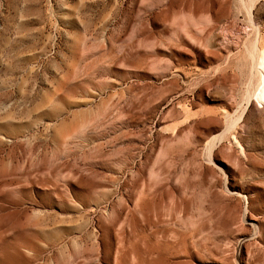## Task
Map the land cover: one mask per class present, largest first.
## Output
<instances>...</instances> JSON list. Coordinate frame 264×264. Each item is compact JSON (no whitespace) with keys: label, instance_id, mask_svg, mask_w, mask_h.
<instances>
[{"label":"rangeland","instance_id":"obj_1","mask_svg":"<svg viewBox=\"0 0 264 264\" xmlns=\"http://www.w3.org/2000/svg\"><path fill=\"white\" fill-rule=\"evenodd\" d=\"M263 49L264 0H0V264H264Z\"/></svg>","mask_w":264,"mask_h":264},{"label":"bare ground","instance_id":"obj_2","mask_svg":"<svg viewBox=\"0 0 264 264\" xmlns=\"http://www.w3.org/2000/svg\"><path fill=\"white\" fill-rule=\"evenodd\" d=\"M261 51V50H260ZM261 56H259V62H258V70L261 73V82H260V89L255 94V100L260 102L261 104H264V49L261 51ZM149 253V252H148ZM152 253V252H151ZM141 259V258H140ZM142 260V259H141ZM140 260V261H141ZM144 261V260H143ZM147 263V262H146Z\"/></svg>","mask_w":264,"mask_h":264}]
</instances>
